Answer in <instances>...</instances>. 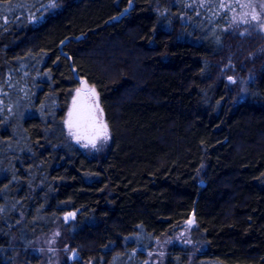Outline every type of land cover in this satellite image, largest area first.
Wrapping results in <instances>:
<instances>
[{"label": "trees", "instance_id": "obj_1", "mask_svg": "<svg viewBox=\"0 0 264 264\" xmlns=\"http://www.w3.org/2000/svg\"><path fill=\"white\" fill-rule=\"evenodd\" d=\"M227 17L186 0H0V264L45 262L31 249L55 228L49 264H151L189 219L197 246L173 243L164 264H264V54L236 99L216 66ZM81 81L109 131L101 156L66 135Z\"/></svg>", "mask_w": 264, "mask_h": 264}, {"label": "rangeland", "instance_id": "obj_2", "mask_svg": "<svg viewBox=\"0 0 264 264\" xmlns=\"http://www.w3.org/2000/svg\"><path fill=\"white\" fill-rule=\"evenodd\" d=\"M186 1L188 9H192L194 11L196 10V13L200 12L203 8L206 9L207 7L217 11H228V17L226 18L225 25L223 27L228 33V43L224 54L217 60L216 66L220 77L225 78L229 83L235 98H242L247 93L249 84L254 78L257 61H259V58L264 54V27H262V25H264V0ZM254 13L258 15V19L256 20L252 19V15ZM252 35H258V37L262 40V42L256 46L254 51H251L250 49H247V51L237 49L235 40L238 38L245 39ZM81 88L82 87H79L78 89ZM90 89L91 86L86 85V88L82 90L81 95L77 99V107L74 113V120L80 118L79 122L84 126H86L88 122L85 118L89 115L91 109L95 108L98 104L96 94L94 96L89 94L88 90ZM74 97H77V89L72 94L64 119V127L67 138L79 145L89 154L101 156L106 151L109 144V131L108 138H98L95 146H92V144L88 143L85 139L78 141L69 132L66 121L69 119L70 110L73 109ZM99 110H101L100 106ZM103 122L105 123L104 119ZM189 221H191V223H189ZM193 225V219H189L184 222V224L172 235L162 238L149 255V261L151 264H164L163 258L165 252L173 243H186L190 245L192 250H194L197 244L189 238V231ZM58 236H60V231L58 228H55L47 235L38 238L36 240L38 247L31 249L33 252H38L42 258H45V262H48L46 264H49V261H51L48 256H55L59 252L58 248L60 247L57 248V245H59ZM66 251V259L69 262L77 258L75 249H66ZM45 262H41V264H45ZM24 263L25 262H23V260L19 261V264Z\"/></svg>", "mask_w": 264, "mask_h": 264}, {"label": "snow or ice", "instance_id": "obj_3", "mask_svg": "<svg viewBox=\"0 0 264 264\" xmlns=\"http://www.w3.org/2000/svg\"><path fill=\"white\" fill-rule=\"evenodd\" d=\"M48 7H55V4L50 3ZM252 19H258V15L254 13L252 15ZM262 27H264V25H262ZM81 84L82 88L77 89V97H74L73 99V109L70 110L69 119L66 121V123L68 125L70 134L73 135L75 139H77L78 141L81 139H85L88 141V143L92 144V146H95L96 140L98 138H108V128L107 125L103 122V112L102 110H99L98 104L95 106V108L91 109L89 115L85 118L88 121L86 126L82 125L79 122L80 118L74 120V113L77 107V99L81 95L82 90L86 88L85 81H81ZM88 91L90 95H95L94 89ZM189 223H191V221H189Z\"/></svg>", "mask_w": 264, "mask_h": 264}, {"label": "water", "instance_id": "obj_4", "mask_svg": "<svg viewBox=\"0 0 264 264\" xmlns=\"http://www.w3.org/2000/svg\"><path fill=\"white\" fill-rule=\"evenodd\" d=\"M131 2L129 3V7L126 9V10H124L122 13H120V15H119V17H122L126 12H127V10L128 9H130V7H131ZM91 90V89H90ZM75 216V211H72L70 214H68L67 216H66V222H68L71 218H73Z\"/></svg>", "mask_w": 264, "mask_h": 264}]
</instances>
